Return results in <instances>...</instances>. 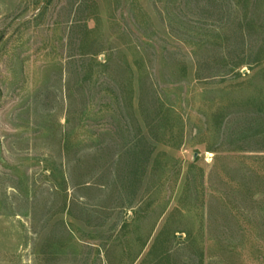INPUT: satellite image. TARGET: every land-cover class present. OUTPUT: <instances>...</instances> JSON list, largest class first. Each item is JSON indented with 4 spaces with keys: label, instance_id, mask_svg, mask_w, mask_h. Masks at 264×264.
I'll list each match as a JSON object with an SVG mask.
<instances>
[{
    "label": "rangeland",
    "instance_id": "obj_1",
    "mask_svg": "<svg viewBox=\"0 0 264 264\" xmlns=\"http://www.w3.org/2000/svg\"><path fill=\"white\" fill-rule=\"evenodd\" d=\"M0 264H264V0H0Z\"/></svg>",
    "mask_w": 264,
    "mask_h": 264
}]
</instances>
